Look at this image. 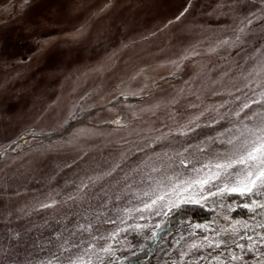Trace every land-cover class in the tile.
<instances>
[{"label": "rangeland", "instance_id": "rangeland-1", "mask_svg": "<svg viewBox=\"0 0 264 264\" xmlns=\"http://www.w3.org/2000/svg\"><path fill=\"white\" fill-rule=\"evenodd\" d=\"M262 66L264 0H0V264H121L181 206L233 208L144 193L264 123Z\"/></svg>", "mask_w": 264, "mask_h": 264}, {"label": "trees", "instance_id": "trees-1", "mask_svg": "<svg viewBox=\"0 0 264 264\" xmlns=\"http://www.w3.org/2000/svg\"><path fill=\"white\" fill-rule=\"evenodd\" d=\"M226 202L233 208L220 211L210 205L181 206L148 246L130 253L121 264H264V216L246 210L242 205L248 201L237 195H230ZM220 212L229 218L226 223ZM234 225L239 230L236 233L232 232ZM178 232L184 235L179 241H172ZM221 242V247L214 246ZM194 243L202 247L191 249Z\"/></svg>", "mask_w": 264, "mask_h": 264}, {"label": "snow or ice", "instance_id": "snow-or-ice-1", "mask_svg": "<svg viewBox=\"0 0 264 264\" xmlns=\"http://www.w3.org/2000/svg\"><path fill=\"white\" fill-rule=\"evenodd\" d=\"M260 71L264 72V66L260 68ZM253 103H261V101L256 100ZM248 107H250L249 104H244L241 110ZM253 118L254 114H249L245 120ZM242 125V127L236 128L235 138L227 141L228 144L235 146V151L226 153L222 159H218L214 163H205L199 169L194 168L197 175L193 178L184 179L180 176H169L161 180L150 192L144 193L150 199V203H146L144 209L151 208L158 201L171 200L170 208H175L184 203H198L201 199H208L209 196L237 195L248 201L242 205L246 210L253 215L264 216V123L249 125L242 121ZM180 163L185 164L186 161L181 160ZM159 170L154 169V171ZM222 176H226L230 182L223 183L217 191H209L205 194V187H211L216 181L221 180ZM173 196L175 199H172ZM257 197L261 199H256ZM45 206L47 207V205ZM139 210L137 209V211ZM241 227L246 228L247 225L242 224ZM238 231L234 225L232 232ZM109 238L114 239L115 234ZM222 243H217L214 246L221 247ZM209 246H213L211 242ZM200 247L202 245L195 243L190 246L191 249ZM239 247L244 246L239 245ZM232 259L235 260L238 257L233 256ZM40 264H55V262L48 260L41 261ZM68 264H91V261L80 256L76 259L69 258Z\"/></svg>", "mask_w": 264, "mask_h": 264}]
</instances>
